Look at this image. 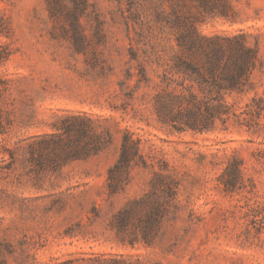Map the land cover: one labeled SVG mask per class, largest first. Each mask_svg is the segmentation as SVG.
<instances>
[{
  "label": "rangeland",
  "instance_id": "374dc122",
  "mask_svg": "<svg viewBox=\"0 0 264 264\" xmlns=\"http://www.w3.org/2000/svg\"><path fill=\"white\" fill-rule=\"evenodd\" d=\"M0 264H264V0H0Z\"/></svg>",
  "mask_w": 264,
  "mask_h": 264
},
{
  "label": "trees",
  "instance_id": "16d2710c",
  "mask_svg": "<svg viewBox=\"0 0 264 264\" xmlns=\"http://www.w3.org/2000/svg\"><path fill=\"white\" fill-rule=\"evenodd\" d=\"M205 41H207L208 46H210V37H203ZM228 42L232 45V48L230 50V56L228 59L232 61V64L234 65V70L228 71L225 74H222V76L219 77V82L212 81L210 82V65L213 66L211 69H214V66L217 65L220 58L223 55V50L221 46L218 45V43H214V46L212 47V50L205 52L206 62L209 65L208 70V77L205 76V74L201 73L195 66L191 65L189 62L185 61L180 56L176 55L173 59V66L176 69V72L181 73H187V75H184V79L189 78L191 80H194L198 83L199 87H203L210 93V85L216 86L217 88H224V87H230L235 88L239 86L240 79L243 77H246L248 73L251 71V69L254 66V61L256 58V50L252 47L245 46L240 41L239 35L231 36L230 38H227ZM194 41L191 40L190 45H187V43L182 39L181 37L177 38V45L181 48L186 50L187 52H192L194 49L192 48V44ZM210 48V47H209ZM212 74V73H211ZM213 77V76H212ZM191 126H193V123H190ZM125 153V146L122 150V156L121 159H123ZM114 165V167L110 168L109 173L113 171L116 167H118L119 162Z\"/></svg>",
  "mask_w": 264,
  "mask_h": 264
}]
</instances>
